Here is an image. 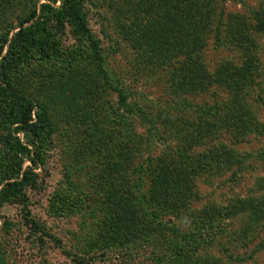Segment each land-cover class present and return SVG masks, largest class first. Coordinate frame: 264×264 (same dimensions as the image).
<instances>
[{"label": "rangeland", "instance_id": "374dc122", "mask_svg": "<svg viewBox=\"0 0 264 264\" xmlns=\"http://www.w3.org/2000/svg\"><path fill=\"white\" fill-rule=\"evenodd\" d=\"M42 2L0 0V38L10 29L12 36L22 18ZM82 3L90 31L101 41L106 71L125 89L129 101L151 117L176 115L181 120L178 124H185L189 133L202 131L206 141L195 150L201 158L213 147L221 148L214 151L217 155L228 154L231 158L221 163L224 168L213 175L195 177V194L187 205L190 209L183 210L177 219L165 215L164 221L173 220L167 226L155 224L158 231L153 234L147 222L149 236L134 243L114 245L103 240L99 234L104 218L101 195L106 192L105 177L110 172L107 158L115 154L108 143L122 140L131 161H148L150 154L144 144L147 134L133 115L119 107L117 93L110 88L100 101L92 102L87 112L86 104L68 99L66 93L63 102L41 96V82L49 75L62 72L72 63L91 66L89 43L68 28L62 35L60 51L51 60L18 66L11 80L28 96L47 99L53 134L45 146L44 166L35 169L39 175L37 188L27 190L26 201L15 199L0 207V264H227L229 258L218 243L226 247L239 244L234 255L249 258L255 253L246 263L264 264V248L259 250L264 230L259 231V239L254 242L234 240L243 230L242 206L257 203L256 209L264 214V31L257 32L256 25L257 17L264 19V0H231L224 4L222 13L219 4L215 6L214 24H219L221 30L237 31L239 26L234 27L232 16H241L245 34L255 39L258 66L247 80L249 92L243 97L229 93L216 75L227 61L234 67L241 65L247 55L241 48L234 44L218 46L210 40L197 57L210 88L197 94L180 93L176 98L180 88L172 81V67L144 62L121 34L118 24L123 0ZM174 101H181L179 109H175L178 102ZM238 101L243 103L238 105ZM85 113L81 118L77 116ZM237 115L240 116L234 119ZM183 119L193 122L189 125ZM233 119L243 121L244 126L236 128ZM249 119L253 126L248 124ZM163 132H169L168 125ZM3 136L0 128V155ZM163 145L152 149L154 156L164 153L167 147ZM27 166L32 164L26 161L24 167ZM184 169L180 167L179 171L183 173ZM148 175L144 176L147 188ZM236 209L239 213L232 216ZM200 214H213V218L221 214L225 218L220 226L203 225L197 221ZM243 243L248 245L243 247Z\"/></svg>", "mask_w": 264, "mask_h": 264}, {"label": "trees", "instance_id": "16d2710c", "mask_svg": "<svg viewBox=\"0 0 264 264\" xmlns=\"http://www.w3.org/2000/svg\"><path fill=\"white\" fill-rule=\"evenodd\" d=\"M228 1L231 0H123L119 30L141 60L172 67V81L180 88L176 98L180 97V93L197 94L210 88L207 74L197 59L210 40H215L218 46L234 44L247 54L245 59L238 67L227 61L219 67L216 75L222 79L223 88L229 93L243 97L249 92L247 80L258 66L257 57H254L256 45L255 39L245 34V21L241 16H232L234 27L239 26L232 33L214 24L215 6L219 4V12L222 13ZM256 25L257 32L264 31L261 16L257 17ZM16 27L18 30L12 36L13 29H10L0 38V128L4 131L0 155V207L15 199L26 201L27 190L37 188L39 175L35 169L44 166L45 146H48L53 134L47 99L42 101L30 97L15 87L11 82L13 74L23 64L51 60L60 51L62 35L68 28L89 43L91 66L72 63L62 72L49 75L41 82V96L56 97L63 102V94L66 93L68 99L86 104L87 112L92 109V102L100 101L106 89L110 88L117 93L119 107L133 115L147 134L144 144L146 153L149 151L150 154L148 161L141 158L131 161L122 140H110L108 143L115 154L107 158L106 167L110 172L105 175L106 192L101 195L104 218L99 234L103 240L114 245L134 243L144 236L148 237L150 232H157L155 224L167 226L173 220L164 221L165 215H174V219H177L183 210L190 209L187 205L195 194V177L207 173L213 175L214 171L224 168L220 166L221 163L226 164L230 160L231 155L214 153L221 151V148L215 147L206 151L201 158L195 150L206 141L207 135H202V131L189 133L185 131V124H178L181 120L176 115L151 117L137 103L129 101L125 89L118 82L115 83L106 71L101 41L90 31L82 0H44L40 7L36 5L32 8ZM180 103L175 109L180 108ZM241 103L237 102L238 105ZM86 115L77 116L81 118ZM240 115L234 116V119ZM183 120L189 125L193 122ZM249 122L253 126L252 119ZM233 123L236 128L242 124L244 126L243 121L238 119ZM166 125L169 132L165 134L163 128ZM95 131L99 132V129ZM101 137L104 138L103 132ZM162 145L167 149L160 156H154L152 149ZM26 161L32 166L25 168ZM183 166L185 172L182 173L179 169ZM147 174L148 188L144 178ZM241 208L244 210L241 217L243 230L241 237L239 235L234 240L254 242L259 239V231L264 230V214L256 209L257 203ZM231 209H227L228 214ZM237 213L239 210L236 209L231 215ZM213 217V214H200L197 221L203 225L215 223L220 226L219 222L225 218L221 214ZM147 222L150 232L145 228ZM218 245L229 258L227 264H245L246 259H253L255 254L244 258L234 255L239 244L227 247L222 243ZM247 245L243 243V247ZM259 246V250L264 248V240Z\"/></svg>", "mask_w": 264, "mask_h": 264}]
</instances>
